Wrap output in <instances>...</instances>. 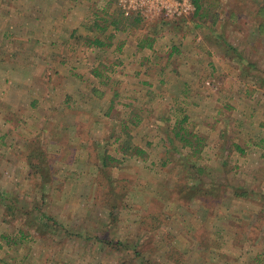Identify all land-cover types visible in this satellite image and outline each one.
I'll return each instance as SVG.
<instances>
[{
	"label": "rangeland",
	"instance_id": "1",
	"mask_svg": "<svg viewBox=\"0 0 264 264\" xmlns=\"http://www.w3.org/2000/svg\"><path fill=\"white\" fill-rule=\"evenodd\" d=\"M201 3L0 0V264H264L262 2Z\"/></svg>",
	"mask_w": 264,
	"mask_h": 264
},
{
	"label": "built area",
	"instance_id": "2",
	"mask_svg": "<svg viewBox=\"0 0 264 264\" xmlns=\"http://www.w3.org/2000/svg\"><path fill=\"white\" fill-rule=\"evenodd\" d=\"M119 7L125 17L145 18L169 13L181 16L196 9L193 0H119Z\"/></svg>",
	"mask_w": 264,
	"mask_h": 264
},
{
	"label": "trees",
	"instance_id": "3",
	"mask_svg": "<svg viewBox=\"0 0 264 264\" xmlns=\"http://www.w3.org/2000/svg\"><path fill=\"white\" fill-rule=\"evenodd\" d=\"M261 2L262 3L260 5V7H259V11L258 12H259V16H261V18L263 19V24L260 25V26L264 27V0H261ZM193 3L195 5V7H196V9L194 11V15L195 16L201 15L202 14L201 13V9H202L201 0H193ZM120 10H121V8H120ZM122 16H124V15L122 14ZM126 18L128 19L127 21L129 22L130 25L131 24L132 25H136V24H138L139 21H141V17L138 16V15H132L131 17H126ZM95 41L98 42V43L102 42V41H100V39H95ZM93 71L95 72V70H93ZM180 135H181V132H180V128H179L177 130V132H176V136H180ZM183 146L185 148H187L190 145H183ZM238 148L242 152H245V149L242 148L241 146H238ZM144 153H145V150L144 149H142V148H140V147H138L136 145H129L128 142H127V156H132L133 157L134 155H143ZM107 156H109V155H107ZM166 163H167V161L163 162V165H165ZM41 168L42 167L39 166V167H37V170H38V172L40 174L41 179L43 178L42 181H41L42 182L41 184H42V187H44V185H43L44 182L46 181V183H48L51 180L47 177L46 172L45 173L44 172L42 173L43 170H41ZM36 210H40V208L36 207ZM43 215H46V213H42L41 214V218H42Z\"/></svg>",
	"mask_w": 264,
	"mask_h": 264
}]
</instances>
